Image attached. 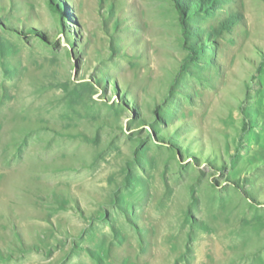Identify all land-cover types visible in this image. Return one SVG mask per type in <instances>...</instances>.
Instances as JSON below:
<instances>
[{"label":"rangeland","instance_id":"374dc122","mask_svg":"<svg viewBox=\"0 0 264 264\" xmlns=\"http://www.w3.org/2000/svg\"><path fill=\"white\" fill-rule=\"evenodd\" d=\"M0 99V264H264V0H0Z\"/></svg>","mask_w":264,"mask_h":264},{"label":"bare ground","instance_id":"6f19581e","mask_svg":"<svg viewBox=\"0 0 264 264\" xmlns=\"http://www.w3.org/2000/svg\"><path fill=\"white\" fill-rule=\"evenodd\" d=\"M1 102H3L4 104H2ZM10 103L11 101H2L0 99V122L9 125L10 122L6 123L5 121L11 119L9 121L12 122L11 125L13 126V128L11 127V125L9 126L10 129L12 128L11 130L14 132V137L12 140L14 144L13 149L18 152V149L20 150V148H22L25 143H34L33 150L36 153L35 159L38 163L41 164V167L43 169L42 172L50 171L61 174L63 171H65L66 166L64 168L63 163L59 165H57V163H54L62 162L63 159H60L63 158L61 156L62 152L60 153L53 144L50 145L53 139H49L51 140L50 142H45L47 141L46 138L48 136L45 131H53V127H51L43 117V105L38 102V100L33 99H29V101H26L25 103L24 101L19 102V100L15 99L13 100L12 104ZM54 138H56V136ZM169 234L170 235L168 237V240L178 239V236L181 235L180 230H177L173 225L169 228ZM164 237L167 238L166 236ZM128 257L130 259V256Z\"/></svg>","mask_w":264,"mask_h":264}]
</instances>
